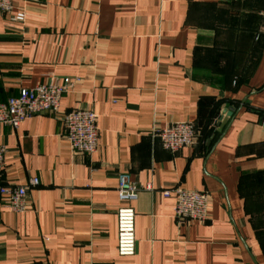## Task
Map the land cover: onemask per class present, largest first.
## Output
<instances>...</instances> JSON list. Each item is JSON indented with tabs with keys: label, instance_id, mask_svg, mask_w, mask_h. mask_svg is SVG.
Here are the masks:
<instances>
[{
	"label": "crops",
	"instance_id": "obj_1",
	"mask_svg": "<svg viewBox=\"0 0 264 264\" xmlns=\"http://www.w3.org/2000/svg\"><path fill=\"white\" fill-rule=\"evenodd\" d=\"M13 6L26 18L0 11V102L43 82L71 86L57 111L0 124V184L39 179L25 212L0 196V264H264V0ZM213 45L251 67L214 70ZM83 108L97 114L90 155L72 151L62 120ZM182 121L195 123V144L164 149L156 129ZM121 172L140 187L132 256L117 251ZM175 187L209 193L204 222L176 221L175 196L163 195Z\"/></svg>",
	"mask_w": 264,
	"mask_h": 264
},
{
	"label": "built area",
	"instance_id": "obj_2",
	"mask_svg": "<svg viewBox=\"0 0 264 264\" xmlns=\"http://www.w3.org/2000/svg\"><path fill=\"white\" fill-rule=\"evenodd\" d=\"M14 0H0V11L7 13L12 21H24V10L14 12ZM71 82L50 81L39 83L32 88H23L17 95L0 102V124L18 128L21 123L36 114L57 111ZM64 130L70 148L74 152L93 154L99 145L97 114L93 109L83 108L66 112L63 116ZM162 146L172 152L195 144L198 129L195 123L182 121L156 129ZM6 149L0 145V173L4 164ZM39 185L37 177L27 185L0 184V196L15 212L28 210V189ZM149 184L147 188H150ZM118 198L121 203L117 210V251L120 256H132L136 251L135 209L132 205L138 198L140 187L128 172L118 175ZM174 194V217L176 221L204 222L207 219L210 195L205 190L175 187L165 189L163 195Z\"/></svg>",
	"mask_w": 264,
	"mask_h": 264
},
{
	"label": "rangeland",
	"instance_id": "obj_3",
	"mask_svg": "<svg viewBox=\"0 0 264 264\" xmlns=\"http://www.w3.org/2000/svg\"><path fill=\"white\" fill-rule=\"evenodd\" d=\"M214 43V45H216ZM212 47L213 51V64L211 65L214 70H217L218 72H224L225 70L229 71L231 74H238L241 69H244L245 67L248 68L251 67L249 64L243 65L241 63H232V62H227L228 58L231 61L234 60L235 58L232 57V54L229 52L230 49L220 47V46H215ZM226 53L228 54L227 57H225ZM238 59V58H237ZM246 68V70H247ZM249 70V69H248ZM194 123V122H193Z\"/></svg>",
	"mask_w": 264,
	"mask_h": 264
},
{
	"label": "water",
	"instance_id": "obj_4",
	"mask_svg": "<svg viewBox=\"0 0 264 264\" xmlns=\"http://www.w3.org/2000/svg\"><path fill=\"white\" fill-rule=\"evenodd\" d=\"M244 103H249V102H245V99H244L242 104L238 108L230 105V106H227L225 109H222L221 114L219 115L216 121L214 133L223 134L227 130V128L231 124V121L237 115V113L239 112V110L241 109ZM251 256H252L254 263L257 264L255 257L252 254Z\"/></svg>",
	"mask_w": 264,
	"mask_h": 264
}]
</instances>
